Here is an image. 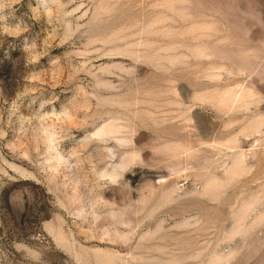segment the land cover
Wrapping results in <instances>:
<instances>
[{
  "label": "rangeland",
  "instance_id": "1",
  "mask_svg": "<svg viewBox=\"0 0 264 264\" xmlns=\"http://www.w3.org/2000/svg\"><path fill=\"white\" fill-rule=\"evenodd\" d=\"M0 264H264V0H0Z\"/></svg>",
  "mask_w": 264,
  "mask_h": 264
}]
</instances>
